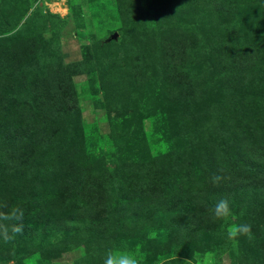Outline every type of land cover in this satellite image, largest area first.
<instances>
[{
    "label": "rangeland",
    "instance_id": "obj_1",
    "mask_svg": "<svg viewBox=\"0 0 264 264\" xmlns=\"http://www.w3.org/2000/svg\"><path fill=\"white\" fill-rule=\"evenodd\" d=\"M260 163L264 0H0V264H264Z\"/></svg>",
    "mask_w": 264,
    "mask_h": 264
},
{
    "label": "clouds",
    "instance_id": "obj_2",
    "mask_svg": "<svg viewBox=\"0 0 264 264\" xmlns=\"http://www.w3.org/2000/svg\"><path fill=\"white\" fill-rule=\"evenodd\" d=\"M227 177L222 174V170L219 174L212 176V183L219 185ZM212 215L214 219L220 220L225 219L231 215V209L228 200L221 199L216 202L212 209ZM240 235L247 236L251 239V229L249 225H239L231 228L228 231V238L234 239ZM104 264H138V260L135 256L127 252L109 251L106 254Z\"/></svg>",
    "mask_w": 264,
    "mask_h": 264
},
{
    "label": "trees",
    "instance_id": "obj_3",
    "mask_svg": "<svg viewBox=\"0 0 264 264\" xmlns=\"http://www.w3.org/2000/svg\"><path fill=\"white\" fill-rule=\"evenodd\" d=\"M183 48H185V45H184V43L182 42V43H180V48H177L178 50H183ZM213 59V61H211V65L213 66V68L214 69H216V66H219V64L217 63V61L214 59V58H212ZM211 80H212V85H214L215 84V86L217 85V81L215 80V78H210ZM16 159H18L17 157H15ZM15 158H10L11 160H12V162L10 161V163H9V165H8V167L10 168V170L11 171H13V169H14V171H15V173H17L16 175L18 176V175H22V179H23V186L22 187H25L27 190H28V187H29V184H27V180H24V178H23V173L29 168L28 166H24V167H22V168H16L15 167V165H17L18 163H20V164H24V163H22V162H20L19 161V159L18 160H16ZM26 161H28V159H26ZM259 168H261V169H264V163H260V164H256ZM235 168V173H239V174H242L243 175V178H245L244 180H246L247 182H249L250 181V179L251 178H249L250 176H251V174H250V176H246L247 175V172L246 171H243L241 168H238V167H234ZM262 174L263 175H261V177H260V180H259V183L257 184V186H256V189H257V193L258 194H260L261 192H263L264 193V170L262 171ZM21 179V180H22ZM25 179H28V178H25ZM53 187V186H52ZM44 194H46L45 195V198L46 199H48V197H49V195H51L52 194V192H45ZM44 194H42V195H44ZM42 195H39V196H35L36 197V199H39ZM33 196V195H32ZM33 196V197H34ZM25 199V198H24ZM0 200H4V198L3 197H1L0 198ZM8 200V199H7ZM7 200H5V201H7ZM4 202V201H3ZM3 202H0V215L2 214V215H4V217L7 215V216H9V217H11V220L15 223V228L16 229H18V228H20V229H22V230H24V227L22 226V225H16V223H18V216H16V215H14L15 213V211H17L13 206H8L7 207V210L5 211V208H4V206H3ZM11 209V210H10ZM14 212H13V211ZM29 210H32L33 212H34V208H29ZM35 211H37V209H35ZM78 220V219H77ZM89 220L91 221V222H96V221H98L99 220V217H94V218H89ZM251 225V224H250ZM21 249V252L23 253L22 255H24V254H26L27 253V248H25V247H21L20 248ZM16 251V250H15ZM41 254H44V253H41ZM102 260L101 259H99V260H97V262L98 263H100Z\"/></svg>",
    "mask_w": 264,
    "mask_h": 264
}]
</instances>
